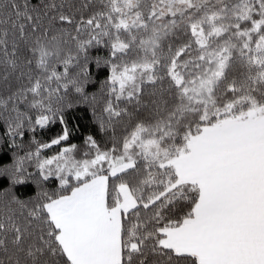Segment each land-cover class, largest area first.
<instances>
[{
	"label": "snow or ice",
	"instance_id": "1",
	"mask_svg": "<svg viewBox=\"0 0 264 264\" xmlns=\"http://www.w3.org/2000/svg\"><path fill=\"white\" fill-rule=\"evenodd\" d=\"M0 122V264H264V0H0Z\"/></svg>",
	"mask_w": 264,
	"mask_h": 264
},
{
	"label": "trees",
	"instance_id": "2",
	"mask_svg": "<svg viewBox=\"0 0 264 264\" xmlns=\"http://www.w3.org/2000/svg\"><path fill=\"white\" fill-rule=\"evenodd\" d=\"M92 54H95L97 49L90 50ZM106 74L102 72L97 77L102 78ZM69 124L73 131L70 134V137L66 141L67 143H75L77 145L82 144L84 136L93 130V122L91 120L90 114L85 115L82 109H78L75 112L69 113ZM61 125L53 123L48 125L45 129L38 130L35 135L40 137L42 140H48L53 138L58 131H60ZM5 129L2 127V122H0V163H8L11 159V146L8 143L3 142ZM29 139L28 134L25 135V140ZM59 150V146L51 145L48 149L43 150L45 155H51L54 152ZM8 184L7 177L0 176V187H6ZM14 191L18 196H28L33 194L35 191L34 188H22L19 186L14 187Z\"/></svg>",
	"mask_w": 264,
	"mask_h": 264
}]
</instances>
